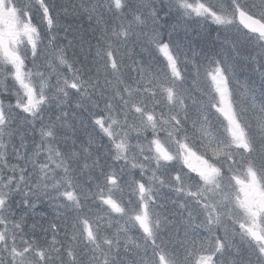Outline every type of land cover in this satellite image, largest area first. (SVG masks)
Segmentation results:
<instances>
[{
	"label": "snow or ice",
	"instance_id": "1",
	"mask_svg": "<svg viewBox=\"0 0 264 264\" xmlns=\"http://www.w3.org/2000/svg\"><path fill=\"white\" fill-rule=\"evenodd\" d=\"M0 264H264V0H0Z\"/></svg>",
	"mask_w": 264,
	"mask_h": 264
},
{
	"label": "trees",
	"instance_id": "2",
	"mask_svg": "<svg viewBox=\"0 0 264 264\" xmlns=\"http://www.w3.org/2000/svg\"><path fill=\"white\" fill-rule=\"evenodd\" d=\"M244 79H245V77L242 76L241 77V80L243 81ZM256 79L258 81L259 77L257 76ZM165 191H167V190H165ZM171 208H172V205L169 203L168 204V209L171 210ZM161 211L163 212L164 210H161ZM165 214H167V213H165ZM37 220H39V217H37Z\"/></svg>",
	"mask_w": 264,
	"mask_h": 264
},
{
	"label": "rangeland",
	"instance_id": "3",
	"mask_svg": "<svg viewBox=\"0 0 264 264\" xmlns=\"http://www.w3.org/2000/svg\"><path fill=\"white\" fill-rule=\"evenodd\" d=\"M5 103H7V101H5Z\"/></svg>",
	"mask_w": 264,
	"mask_h": 264
}]
</instances>
